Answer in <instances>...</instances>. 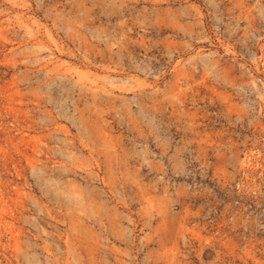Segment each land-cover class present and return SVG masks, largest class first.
<instances>
[{
	"label": "rangeland",
	"instance_id": "rangeland-1",
	"mask_svg": "<svg viewBox=\"0 0 264 264\" xmlns=\"http://www.w3.org/2000/svg\"><path fill=\"white\" fill-rule=\"evenodd\" d=\"M0 264H264V0H0Z\"/></svg>",
	"mask_w": 264,
	"mask_h": 264
}]
</instances>
